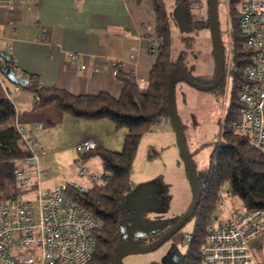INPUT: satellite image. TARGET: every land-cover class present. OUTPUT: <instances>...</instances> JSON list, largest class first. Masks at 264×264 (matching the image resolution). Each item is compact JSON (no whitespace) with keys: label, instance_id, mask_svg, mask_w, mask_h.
<instances>
[{"label":"trees","instance_id":"trees-1","mask_svg":"<svg viewBox=\"0 0 264 264\" xmlns=\"http://www.w3.org/2000/svg\"><path fill=\"white\" fill-rule=\"evenodd\" d=\"M151 1L156 13L155 35L161 40L155 44V62L144 88L136 80L133 71L124 70L117 64L115 74L122 83L118 96L104 90L75 94L63 87L42 85L35 81H28L24 85L34 92L32 109L54 103L62 112L70 115L109 118L116 126L126 127L120 150L97 145L95 149L81 153L83 159L92 154L99 155L103 169L101 180L92 182L85 190L75 186L67 190L72 198L94 213L103 224L96 233L94 255L86 264H115L116 253L125 246L123 227L129 216L125 198L131 187L129 174L138 141L161 118L172 122L166 98L167 80L170 69L180 65L171 59V38L164 3L162 0ZM240 3L241 0H227L230 59L228 64L227 47L222 44L224 66L217 86H223L224 74L229 65L232 85L230 101L209 155L207 170L197 175L200 198L191 215L195 218L191 240L185 250L177 252V260L170 259L172 264H200L199 251L205 241L207 221L215 210L217 196L223 187L224 191L227 190L243 203L245 210L264 208V149L254 146L247 135L233 128L240 106L238 93L244 80L243 69L252 60L251 52L245 45V34L239 27ZM192 40L193 37H182L186 46ZM182 53L179 57L183 56ZM16 115L13 101L0 97V199L14 194L15 171L31 154L22 143L15 122ZM189 156L192 160L190 151ZM181 215L178 214L165 229L151 231L155 236L150 242Z\"/></svg>","mask_w":264,"mask_h":264},{"label":"crops","instance_id":"crops-1","mask_svg":"<svg viewBox=\"0 0 264 264\" xmlns=\"http://www.w3.org/2000/svg\"><path fill=\"white\" fill-rule=\"evenodd\" d=\"M155 33L151 0H0V56L4 63L6 54L15 72L28 81L63 87L75 94L104 90L118 96L122 83L115 74L116 64L133 71L144 88L155 62L150 52V37ZM0 97L13 101L18 128H32V137L43 148L71 135L77 141L93 138L110 149L115 148V141L119 144L112 137L116 131L109 118L73 116L54 103L32 109V89L11 82L1 72ZM37 123L41 127L33 128ZM56 126L61 133H55ZM45 154L44 150L39 158ZM30 165L28 173L36 176ZM62 182L66 181L49 186ZM234 200L240 201L224 191L223 201L216 203L212 214L225 217Z\"/></svg>","mask_w":264,"mask_h":264},{"label":"rangeland","instance_id":"rangeland-1","mask_svg":"<svg viewBox=\"0 0 264 264\" xmlns=\"http://www.w3.org/2000/svg\"><path fill=\"white\" fill-rule=\"evenodd\" d=\"M171 27V59L184 66L188 73L200 83H208L213 77L215 57L210 27L209 0H162ZM219 32L222 44L227 47L228 64L230 37L227 0H216ZM193 37L186 46L182 37ZM188 43V42H187ZM186 49L182 53L181 48ZM182 53V57H179ZM229 65L224 74L222 87L202 90L180 80L174 86V104L182 123L183 135L197 175L204 174L209 164V155L217 140L221 121L231 96ZM55 133H61L56 126ZM78 130V129H76ZM113 138L119 139L111 148L120 150L126 134L125 126L114 124ZM58 132V133H57ZM81 141L73 135L64 136L52 147L44 146L46 154L37 163H30L37 174L39 169L41 186H49L62 180L74 178L86 185L92 182L75 174L78 163L102 173L99 155L84 159L74 146ZM80 159V161L78 160ZM27 163V167H30ZM131 187L126 193L128 220L124 224L125 244L143 246L154 238L156 229L167 225L188 208L192 199L191 185L184 161L180 154L173 123L156 122L144 132L137 145L130 174ZM57 181V182H55ZM195 218L191 216L170 238L153 250L130 253L123 256L121 264H172L169 250L173 246L179 251L188 244L182 238L184 232L191 233ZM249 243L260 264H264V232L253 236Z\"/></svg>","mask_w":264,"mask_h":264},{"label":"built area","instance_id":"built-area-1","mask_svg":"<svg viewBox=\"0 0 264 264\" xmlns=\"http://www.w3.org/2000/svg\"><path fill=\"white\" fill-rule=\"evenodd\" d=\"M239 27L252 60L243 69L240 106L233 128L247 135L254 146L264 149V0H241ZM159 40V36L150 37L152 54ZM3 63L0 56V64ZM166 120L163 117L159 122L164 124ZM18 129L31 154L15 171L14 194L0 199V264H86L94 255L96 233L103 224L67 190L72 186L85 190L89 185L70 178L53 186H41L38 167L37 175L32 176L27 163H37L44 148L32 137V128ZM97 145L88 137L74 148L86 153ZM75 174L91 182L102 178V173L84 162L78 164ZM224 189L216 203L223 201ZM262 232L264 208L245 210L241 201H232L225 217L211 214L208 218L205 241L199 251L200 264H260L249 240ZM182 238L189 243L191 234L184 232Z\"/></svg>","mask_w":264,"mask_h":264},{"label":"water","instance_id":"water-1","mask_svg":"<svg viewBox=\"0 0 264 264\" xmlns=\"http://www.w3.org/2000/svg\"><path fill=\"white\" fill-rule=\"evenodd\" d=\"M209 10H210V27H211L213 46L215 52V71L212 80L208 83H200L188 73L187 69L184 66H176L170 69L167 80V92H166L167 106L172 116V122L175 128L180 154L184 161L188 179L191 185V190H192L191 202L188 208L185 210V212H183L182 215L169 228H167L163 233H161L157 238H155L151 242L143 246H127L125 244V246L116 253L115 264H121V260L123 256L127 254L150 251L161 245L164 241L170 238L191 217L196 206L198 205L200 198L199 181L194 164L189 156V151L186 146L185 138L183 135L182 124L175 108L174 86L177 81L183 80L196 88L202 90H212L216 88L221 81L223 66H224V52H223L222 40L219 32L216 0H209ZM3 56L6 62L4 64H0V72L4 76H6L11 82L19 84L21 86L25 85L28 81L27 78L17 74L14 71V69L12 68V60L8 55L3 54Z\"/></svg>","mask_w":264,"mask_h":264},{"label":"flooded vegetation","instance_id":"flooded-vegetation-1","mask_svg":"<svg viewBox=\"0 0 264 264\" xmlns=\"http://www.w3.org/2000/svg\"><path fill=\"white\" fill-rule=\"evenodd\" d=\"M178 251L179 250L177 248L171 247L169 250L170 259H172L173 261L177 260L178 259V256H177Z\"/></svg>","mask_w":264,"mask_h":264}]
</instances>
